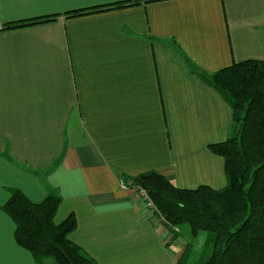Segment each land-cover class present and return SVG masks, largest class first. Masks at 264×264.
<instances>
[{"label": "crops", "instance_id": "1", "mask_svg": "<svg viewBox=\"0 0 264 264\" xmlns=\"http://www.w3.org/2000/svg\"><path fill=\"white\" fill-rule=\"evenodd\" d=\"M124 1L135 0H0V264H36L1 209L9 189L33 203L58 196L55 223L74 215L70 239L97 264H178L180 238L166 236L145 191L122 175L156 171L187 190L227 185L209 146L227 140L231 107L170 44L207 73L264 61V0L66 16Z\"/></svg>", "mask_w": 264, "mask_h": 264}, {"label": "trees", "instance_id": "2", "mask_svg": "<svg viewBox=\"0 0 264 264\" xmlns=\"http://www.w3.org/2000/svg\"><path fill=\"white\" fill-rule=\"evenodd\" d=\"M135 0L68 13L78 18L111 10L164 2ZM50 17L19 22L4 30L48 22ZM185 60L189 75L215 90L231 107L232 119L225 142L211 145L210 151L223 158L227 185L222 190L201 186L180 189L165 175L151 171L123 183L141 188L157 210L163 224L188 230L190 240L200 233L211 235L210 256L205 251L196 264H264V61L246 60L215 73L195 65L177 44H170ZM9 200L1 207L16 226L15 241L28 251L36 264H97L70 239L77 220L70 215L60 224L55 216L62 200L49 195L33 203L17 189H9ZM210 238V241H211ZM189 246V245H188ZM186 247L178 264H190Z\"/></svg>", "mask_w": 264, "mask_h": 264}, {"label": "rangeland", "instance_id": "3", "mask_svg": "<svg viewBox=\"0 0 264 264\" xmlns=\"http://www.w3.org/2000/svg\"><path fill=\"white\" fill-rule=\"evenodd\" d=\"M209 148H210V146H209ZM154 209L155 210H153V211L155 212V214L157 216V210H156L155 206H154ZM160 221L163 224L161 219H160ZM161 227H162V231L165 232L166 236H168L171 240L180 238L179 243L177 242L178 246L175 247L177 250H180V248H184L183 249V251H184L186 249V247L188 248V250L190 251L189 256H188L189 257L188 263L196 264V262H198L199 258L201 257V255L203 254L204 251H205V253L208 254V256H210V254L212 252V247H213V242H212V238H211L210 234L200 233L196 239L190 240L189 236H188V230L186 227H184L182 229L177 228L178 230L173 229V231L170 230L171 228H170L169 223L164 225V227L161 225ZM210 238H211V241H210ZM173 244H174V241L171 242L170 246L173 247L174 246Z\"/></svg>", "mask_w": 264, "mask_h": 264}, {"label": "built area", "instance_id": "4", "mask_svg": "<svg viewBox=\"0 0 264 264\" xmlns=\"http://www.w3.org/2000/svg\"><path fill=\"white\" fill-rule=\"evenodd\" d=\"M139 190L144 194V190H143V189H140V188H139ZM145 195H146V197H147V199H148V206H149L150 208L152 207L151 209L155 210V209H154V205H153L152 202L149 200L147 194H145ZM173 229L178 230L177 228H173Z\"/></svg>", "mask_w": 264, "mask_h": 264}]
</instances>
